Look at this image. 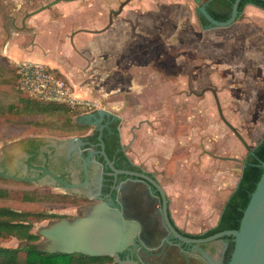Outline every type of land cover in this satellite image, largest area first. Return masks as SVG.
Listing matches in <instances>:
<instances>
[{
    "label": "rangeland",
    "instance_id": "1",
    "mask_svg": "<svg viewBox=\"0 0 264 264\" xmlns=\"http://www.w3.org/2000/svg\"><path fill=\"white\" fill-rule=\"evenodd\" d=\"M129 1L96 0L95 5L98 13H112L111 7L116 13ZM155 1L158 7L163 8L159 9L163 16L162 25L172 28L174 32L164 34L163 30V36L169 38L172 35L171 40L176 42V48L169 50L166 40L157 43L159 56L153 70L159 72L160 82L151 86L146 84L145 87L151 88V92L155 94L162 92L160 87H164L163 85L170 88V91L160 100L161 108H157L153 113L138 114L135 107H131L127 113L116 114L120 119L119 131L121 139L128 142L132 139L133 133L137 137L139 131L141 137L137 145L143 147L167 141L173 154H177L179 170H188L190 160L206 165L205 177L196 175L194 167L196 162L191 166L194 171L188 176L175 177L173 162L168 164L164 176L156 175V179L171 200L172 211L178 209L176 213L173 212L175 220L187 218L184 210L188 206H198L202 201L209 203L211 208L209 222H197L186 229L188 233L203 234L216 227L219 211H222L237 186L241 174L239 164H222L205 155L204 150L230 151L241 159L246 155L242 148L231 150L228 147L234 146V135L222 122L212 92L220 93L223 114L233 127L246 137L248 133L245 129H251L253 134L256 130V137L252 140L247 137L250 147L260 144L264 138V10L247 5L241 20L232 27L203 30L197 17L196 8L199 5L194 0H182L183 7H176L173 0H161L164 1L161 5L157 3L159 0ZM201 1L205 3L209 0ZM43 5L42 0H24L22 3L15 0H0V28L12 26L14 15L19 18L28 15L27 13H37ZM15 68L16 65L9 58L0 54V158L5 157L9 151L23 154L28 147V141H38L39 146L50 144V141L68 142L72 138H80L87 129L93 128L92 124L87 123L86 118L81 117L82 113L87 111L81 110H73V113L61 110L55 114L37 115L22 112L13 115V120L7 119L12 107H17L19 112L22 110L20 97L14 86L13 78L18 77ZM58 76L67 81L63 76ZM169 79L171 87L167 86ZM76 93L78 95L77 91ZM191 93L194 94L192 101L188 99ZM138 115L143 120L135 125L134 118ZM137 149L136 146L135 152ZM0 177L8 181H0V186L12 191H39L45 195L65 197V200L80 201L70 195L72 192L55 187L47 180L22 182ZM203 188L208 190V194L204 199L194 202L191 192ZM0 206L16 211L58 216L76 217L82 214L78 208L69 209L71 207L55 202L24 204L0 201ZM54 221L36 222L33 233L37 234L41 228ZM23 245V242L15 238L0 242V246L7 248H18ZM53 258L54 256L50 259Z\"/></svg>",
    "mask_w": 264,
    "mask_h": 264
},
{
    "label": "crops",
    "instance_id": "2",
    "mask_svg": "<svg viewBox=\"0 0 264 264\" xmlns=\"http://www.w3.org/2000/svg\"><path fill=\"white\" fill-rule=\"evenodd\" d=\"M95 1L42 0L44 5L39 12L19 18L14 15L12 26L0 28V54L14 65L31 61L49 66L66 78L79 96L101 104V110L105 108L111 115L127 113L131 107H135L138 114L153 113L161 108L160 100L170 91L163 85L162 92L155 94L145 87L160 82L159 72L153 70L159 56L156 45L166 40L169 50L176 48L172 35L163 36V30L164 34L174 32L162 25L159 10L162 7H158L155 0H130L118 13H113V7L112 13H98ZM173 1L176 7H183L182 0ZM161 2L164 1H157L160 5ZM167 86L171 87L170 79ZM81 117L86 118L87 123L94 120L92 124L96 126L104 119L98 111L82 113ZM134 119L135 125L143 120L139 115ZM140 137L138 131L137 137L133 133L129 142L121 139L126 155L135 166L157 177L158 174L164 176L168 164L173 162L175 177L192 174L195 160L194 163L190 160L188 170H179L177 154H173L167 141L143 147L137 145ZM194 167L197 176H206V165L196 162ZM207 191L206 188L196 189L191 192V198L194 202L204 199ZM177 210L171 211L172 217ZM184 211L187 218L175 220L173 217L176 226L184 231L197 222H209L211 208L207 202L188 206Z\"/></svg>",
    "mask_w": 264,
    "mask_h": 264
},
{
    "label": "water",
    "instance_id": "3",
    "mask_svg": "<svg viewBox=\"0 0 264 264\" xmlns=\"http://www.w3.org/2000/svg\"><path fill=\"white\" fill-rule=\"evenodd\" d=\"M194 1L199 5L196 8L197 13L202 14L211 24V29H213L231 26L239 14V4L242 0H235L232 17L226 22L215 20L201 0ZM256 1L264 2V0ZM98 114L104 116V118L111 116L105 108L98 111ZM221 116L247 149L250 150L238 131L228 123L222 113ZM99 139L102 149L100 151L89 149L81 157V151L79 152L78 147L80 138L70 139L63 147V150L68 153L72 149L75 150V155H78L79 161L82 163L85 183L79 185L70 184L64 178L57 176L52 169H46L45 174L63 188L83 187L88 184L92 167L95 164L100 167L104 166L96 160L97 156L103 157L106 165L114 172L116 179L118 175L136 179H130L119 185L117 202L121 209L113 208L109 204L102 202L95 205L84 216L73 219L63 218L50 223L37 233L42 238L38 245L39 251L52 255L118 256V253L123 252L133 243V239L136 236L143 240L147 248L154 249L161 243L159 241L153 243L150 240H153L155 235L158 217H162L167 226V228H164L166 237L171 233L180 243L192 247V251L198 255L182 250L180 245L171 246L170 243L162 238L163 246L159 254L160 259L154 264H224L228 250V243L224 241L226 237H232L234 243V249L227 264H264V164L262 165L263 174L244 211L239 229L226 230L205 238L195 239L181 235L171 223L166 193L157 179L146 173L116 169L114 163L105 152L102 134ZM14 155L16 159H14ZM19 156L22 157L24 155L17 151H9L5 157L0 158V176L22 182L33 181V179L24 177V171L18 170L20 165L18 163ZM69 156L70 154H66L65 160L71 163ZM152 188L156 190L159 196L153 193ZM217 241L222 245L218 258H213L200 247V245ZM166 247L172 248L173 251H166ZM119 264L138 263L120 261Z\"/></svg>",
    "mask_w": 264,
    "mask_h": 264
},
{
    "label": "flooded vegetation",
    "instance_id": "4",
    "mask_svg": "<svg viewBox=\"0 0 264 264\" xmlns=\"http://www.w3.org/2000/svg\"><path fill=\"white\" fill-rule=\"evenodd\" d=\"M210 1L211 0L207 1L206 3H202V4H205L207 6V4ZM247 5L257 7L252 3L247 4ZM122 9H123V6L120 8V10ZM220 9H221V13H218V14L225 15L226 14L225 9L223 8H220ZM242 15L243 13H239L235 22L231 26L226 27V28H230L235 23L239 22L242 18ZM197 17H198V21H199L201 28H203L204 30L211 29L210 23L207 26H204V27L202 26V23L200 21L199 12L197 13ZM231 17H232V13H231L230 18ZM219 22H222V21H219ZM222 29H225V28H222ZM212 93L217 103L218 113H219V116L222 122L225 125H227V127L232 131L234 135L233 137L234 146L228 145V147H230L231 150L242 148L244 151H246V155L244 159H241L240 157L234 154H231L232 152L230 151L226 152L225 150L224 151H219V150L213 151L212 150L209 152V151H206V149L204 150V152L206 153L205 155L213 158L215 161L220 162L222 164H226V163L227 164H233V163L239 164L243 172V169L245 168L248 162V159L254 154V149L256 148V146L259 145L258 144V145H255L254 147H250L248 143L249 139L252 140L254 137L257 136L255 135L256 130H254V134H253L251 129H247V130L245 129V131H247L246 133H248L247 135V137L249 138L248 139L244 134H242L238 129L233 127V125H231L228 122L242 136V138L244 139V141L247 143V145L250 148V150H248L247 147L242 143V141L234 133L232 128L227 123H225L224 119L221 116V113L223 114L224 112H223V109L220 103V99H221L220 93L216 91ZM193 95L194 94L191 93L188 99L192 101ZM93 121H90V123L88 124L91 125ZM92 125H93V128L87 129V132L81 135L80 140L78 141L79 152L81 151L80 157L84 156L85 153L89 149H92L93 151H100L102 149L101 142L99 139L100 135L102 134V139H103V142L105 143V152L107 153L109 159L114 163V166L116 169L122 170V171L149 174L145 172L143 169L135 166L130 161L128 156L126 155V152H125L126 147L122 145L121 135L119 131L120 130L119 129L120 119H118L117 115H111L107 118L105 117L103 121L97 126L94 124ZM217 137L221 138L220 136H217ZM37 142L28 141L29 143L28 147L23 152L24 156L22 157L19 156L18 158V163L20 164L18 170L21 172L24 171L25 176H28V178L33 179V181L35 180V181L41 182V181L47 180L50 183H52V185H54L55 187L61 188L67 192H72L73 194H70V195L74 196L75 198L80 199V201L82 202L80 206H69L71 207L69 209L78 208L82 212V214L76 217L65 216L66 219H73V218L84 216V214L87 213L90 209H92L95 205L102 203V202L109 204V206L113 208L121 209V206L117 202L118 187L121 183L127 182L130 179L136 180L135 178L128 177L125 175H118L116 179L114 177V172L106 165L103 157L97 156L96 160L98 161V163L99 164L101 163L104 166L100 167L99 165L95 164L92 167L91 175H90L88 184H86V186H83V187L75 186L74 188H63L60 185H58L53 179H51V177L47 176L45 174V170L52 169L57 174V176L64 178L70 184H74V185L83 184L85 183V175H84L82 163L81 161H79L78 155H75V150L73 149L70 150L69 153L63 150V147L67 144L66 142L60 143V142L50 141V144H45L42 146H39ZM52 142L55 144H52ZM39 143L41 144L42 141ZM229 144H232V143L229 142ZM116 147H117V150H115L116 152L112 153L113 149ZM119 152H123V154L128 158L129 163L128 162L127 163L123 162L122 164L120 163L121 157L118 155ZM66 154H70L69 157L71 158L70 159L71 163L65 160ZM13 157L14 159H16L15 155ZM149 175L155 177L152 174H149ZM241 176H242V173H241ZM152 190L156 196H159V194L156 192L155 189L152 188ZM166 197L168 200L167 202L168 213H169V218H170L171 223L175 226V228L181 235L185 237L193 238L191 237L190 233H187L184 230L176 226L175 221L172 217V212H171L172 211L171 200L167 196V193H166ZM157 221L158 222H157V227L155 229V235L153 236V240H150V242L155 243L159 241L161 244L155 247L154 249L147 248L143 240H141L139 236H136L133 239V243L130 244L123 252L118 253V256L112 255V256H103V257H90L86 255H81V254H73V255L55 254L54 258L52 260L50 259V261H52L53 264H119L120 261L136 262L138 264H154L157 260L160 259L159 254L163 246V243H162L163 239L167 241L168 243H170L171 246L180 245L182 250L189 252L191 254H197L192 251V247L187 246L183 243H180L178 240H176L173 237L171 233L169 234V236L166 237L164 228H167V226L165 225L164 219L162 217H158ZM195 235H202V234H195ZM195 239H200V238H195ZM146 241L148 240L146 239ZM200 247L203 250H205L209 255H211L213 258H216V257L218 258L220 255L221 249H222V246L221 244L218 243V241L209 243V244H203V245H200ZM169 250L171 251L172 248L166 247V251H169Z\"/></svg>",
    "mask_w": 264,
    "mask_h": 264
},
{
    "label": "trees",
    "instance_id": "5",
    "mask_svg": "<svg viewBox=\"0 0 264 264\" xmlns=\"http://www.w3.org/2000/svg\"><path fill=\"white\" fill-rule=\"evenodd\" d=\"M234 3L235 0H211L207 4L206 8L214 19L224 22L230 18ZM251 3L259 8L264 9V2L256 0H242L239 4V13H243L247 4ZM220 8L225 9V15L218 14L221 13ZM200 21L203 27L209 25V22L202 14H200ZM13 80L16 91L20 97L22 110L19 112L17 107H12L10 113L7 115V119L13 120V115H19L22 112H26L27 114L31 115L43 113L55 114L61 110L66 111L67 113L74 112V109H65L53 102H48L46 104L43 103V100L33 97L23 91L21 88H18L20 85L19 77H14ZM115 150H117V147L113 149L112 153H115ZM118 155L121 157V164L123 162L129 163L128 158L123 154V152H119ZM263 164L264 139L258 146H256L254 149V154L248 159L237 188L230 195L229 199L222 208L217 226L202 235L190 234L191 237L205 238L222 231L239 229L244 211L247 208L251 199V195L255 191L257 184L259 183L263 174ZM0 181L8 182L2 177H0ZM0 201H15L16 203L24 204L55 202L68 207L80 206L82 204L81 201H76V199L65 200V197H55L54 195L48 194L45 195L39 191H12L1 186ZM63 218L66 217L48 213L16 211L8 207L0 206V242L15 238L18 241L24 243L22 247L18 248H7L0 246V264H53V262L50 261V258L54 255L39 251L38 245L42 238L39 235L33 233V228L36 222L44 220L57 221ZM224 240L228 243V250L226 252V258L224 262L227 264L233 252L234 243L232 237H226Z\"/></svg>",
    "mask_w": 264,
    "mask_h": 264
},
{
    "label": "built area",
    "instance_id": "6",
    "mask_svg": "<svg viewBox=\"0 0 264 264\" xmlns=\"http://www.w3.org/2000/svg\"><path fill=\"white\" fill-rule=\"evenodd\" d=\"M20 85L29 95L46 102L81 111H100L101 104L78 97L75 87L61 79L47 65L31 61L16 63Z\"/></svg>",
    "mask_w": 264,
    "mask_h": 264
}]
</instances>
